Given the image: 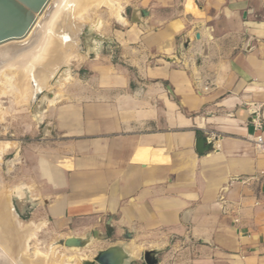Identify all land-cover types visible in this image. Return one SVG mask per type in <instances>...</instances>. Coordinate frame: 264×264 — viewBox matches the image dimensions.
<instances>
[{"label":"crops","instance_id":"0c3cea01","mask_svg":"<svg viewBox=\"0 0 264 264\" xmlns=\"http://www.w3.org/2000/svg\"><path fill=\"white\" fill-rule=\"evenodd\" d=\"M117 1L124 22H102L98 59L82 77L66 72L38 128L23 116L22 179L7 197L23 186L30 221L63 239L105 233L110 218L101 250L264 264V152L250 114L264 109V0ZM4 142V155L18 148Z\"/></svg>","mask_w":264,"mask_h":264},{"label":"rangeland","instance_id":"374dc122","mask_svg":"<svg viewBox=\"0 0 264 264\" xmlns=\"http://www.w3.org/2000/svg\"><path fill=\"white\" fill-rule=\"evenodd\" d=\"M98 1L58 0L57 4L55 6H51L46 14L41 17V20L40 18L38 19L40 20L39 25L41 26L43 33L36 50L28 54L24 59L20 60L21 63H18L14 66H8L7 69L3 70L4 72L1 70L4 69L7 64L0 66V141L16 140L18 142V148L8 152L6 155H4V153L11 148V144L8 142L0 144V206L5 207L9 204V207L7 206L9 209L6 207L4 209L9 210L8 212L6 211V215H10V218L8 216L5 217L6 219L4 217L3 218L5 220H9L8 222L10 225L14 226V228L12 229L11 227V229L15 230L14 234L12 233L13 231L6 229L5 226L10 225L7 221L6 223L8 224L4 223L5 220L2 218V221L0 216V244L3 243V245L1 244L2 248L6 250L5 254L4 251L0 249V251H3V253L6 255L5 256L3 254L2 259L5 258L3 264L5 263V260L8 262V264H81V260H91L98 250H101L108 244V242L93 241L91 245L81 250L74 248L66 249L63 246V237L50 233L45 228H42L41 224H36L30 221L28 217L17 216L13 206L12 197L16 196L17 198H22L25 190L23 186H17L14 190L10 191V198L7 197L8 189L12 187V185L18 184L19 180L22 179L20 173L14 172V166L19 164L18 160L20 155V146L24 145V143H28L27 135H22L21 130L24 125V121L28 120H25L23 116H30L31 121L36 124L38 128L39 125L33 118V110L38 104V99L40 98L41 94L54 93L56 90L60 91L62 86L65 85V83L69 80V77L66 73L69 69L72 70V73L74 72L78 74V76H76L77 78L79 75L81 76L83 73H85L84 62L88 59L83 55L84 45L82 39L83 36L88 32V26L93 24L100 25L98 29L99 33L102 29L103 21H112L113 18H115L119 22H124V19L121 17L123 8L117 0ZM51 16L52 18H50ZM57 16L59 18H56ZM47 20L50 21L48 23L49 28L46 27L48 29H45L44 31L43 26ZM62 21H64V23ZM61 23L63 26L62 28L60 25ZM62 29L66 30V32H62V34L59 32L61 35L58 34L57 31H62ZM54 33L58 36L53 35ZM53 36L56 38L54 39ZM57 38L58 40H56ZM52 39H54V41L56 40V43L61 40V43L58 46L55 45L56 47H54V41L53 43L50 42ZM78 39L80 49L77 45ZM64 44L66 46L68 44L69 45L65 47ZM51 45L53 47H50ZM72 46H74L76 50H70ZM57 47L59 48V51L56 50ZM50 48H54L56 52L58 51L61 54H64V51L65 54H68V56L66 55V59L68 61L66 62V59L64 61L65 54L60 56L61 54H58L57 52V56L61 57V59L59 57V60H63L58 63V58L56 55H54L55 51L52 49L50 50ZM61 48L64 49L61 50ZM45 53L48 54L46 57L48 58L50 66H55V64L58 63L56 64L57 67L55 66L56 68L53 66V69H56L55 74H57V79H55V81L53 80V82H51L50 79L47 82L46 88H43L39 92H34V89H36L37 86V80H35L32 75L35 73V69H38L37 67L40 66V64L42 65L45 63ZM41 54L42 56H39ZM49 56L51 61H49ZM55 58H57L56 62ZM48 62H46V64ZM25 86L26 88H24ZM29 90L31 91L28 92ZM39 137L40 135L33 136V138L36 139ZM14 214L16 215V220L14 218ZM11 219L13 221H11ZM10 221L14 224H11ZM16 222L18 224H16ZM31 224L32 226L37 227V231L34 233L33 238L31 237L29 239L28 247L25 249L21 235L24 228L26 226H31ZM1 254L2 252H0V255ZM7 262L5 264H7Z\"/></svg>","mask_w":264,"mask_h":264},{"label":"water","instance_id":"95a60500","mask_svg":"<svg viewBox=\"0 0 264 264\" xmlns=\"http://www.w3.org/2000/svg\"><path fill=\"white\" fill-rule=\"evenodd\" d=\"M50 0H0V45L25 38L34 24L35 14H40L45 9ZM146 14V12H144ZM100 25L88 26V32L83 36L84 52L83 55L90 61L98 59L96 50L99 44H106L108 39L98 33ZM184 45L179 46L178 54L184 50ZM84 74V73H83ZM58 96L54 93H42L38 99V104L34 107L33 118L39 124L41 116L47 106L56 104ZM256 110L250 111L253 119H256ZM261 118L264 119V109L261 112ZM44 129H49L44 126ZM211 142L202 133L198 134L196 140V151L204 154L211 149ZM13 206L17 216L27 217L29 200L26 197L25 190L22 198L16 196L12 199ZM106 232L101 233L94 230L82 237L71 236L63 240V246L66 249L81 250L91 245L93 241H105L112 234L110 218L106 222ZM131 234L126 232L124 240H131ZM163 249H150L143 252H134V248L126 242L116 243L103 250H98L91 259L81 260V264H158L159 255Z\"/></svg>","mask_w":264,"mask_h":264},{"label":"bare ground","instance_id":"6f19581e","mask_svg":"<svg viewBox=\"0 0 264 264\" xmlns=\"http://www.w3.org/2000/svg\"><path fill=\"white\" fill-rule=\"evenodd\" d=\"M98 1V0H97ZM57 2H58V0H50L49 1V3L47 4V6L45 7V9L42 11V13H40V14H35L34 15V18H35V21H34V24L32 25V27H31V29L29 30V32H28V34L25 36V38H23V39H21V40H15V41H10V42H7V43H4V44H2V45H0V66H3L4 64H7L6 65V67L4 68V69H2L1 71H3V70H5V69H7L8 68V66H10V65H12V66H14V65H17L18 63H21V61L20 60H22V59H24L28 54H30V53H32V52H34V50H36V48L38 47V43L40 42V40H41V38H42V33H43V30H41V26L39 25V21L41 20V17L43 16V15H45L46 14V12L51 8V6H55L56 4H57ZM98 2H101V0L100 1H98ZM97 2V3H98ZM112 8V7H111ZM114 9V8H113ZM117 14V13H116ZM61 15V14H60ZM113 16V15H112ZM40 18V20H38ZM50 18H52V16L50 17ZM56 18H59L58 16L56 17ZM61 19V18H60ZM49 20H51V19H49ZM58 21V20H57ZM50 21H48L47 20V22L45 23V25L43 26V28H44V31H45V29L47 30L49 27H48V23H49ZM60 22V21H59ZM63 23H64V21H62ZM58 23V22H57ZM57 23H55V24H57ZM54 25V24H53ZM61 25V28L63 27L62 26V23L60 24ZM59 25V26H60ZM46 27H48V28H46ZM54 27V26H53ZM58 27V26H57ZM60 28V29H61ZM65 29V28H64ZM54 32V31H53ZM58 32V34H62V32H66V30H63L62 29V31H60V30H58L57 31ZM60 32V33H59ZM60 34V35H61ZM53 35H56L55 33L53 34ZM56 36H58V35H56ZM54 37V39L56 38L55 36H53ZM54 39H52L50 42H52L53 43V41H54ZM56 40H58V38L56 39ZM56 40L54 41V47H56V46H58L61 42V40L60 41H58V43H56ZM49 43V42H48ZM49 45V44H48ZM56 45V46H55ZM69 45V44H68ZM67 45V46H68ZM64 46L65 47H67L65 44H64ZM50 47H53L52 45L50 46ZM64 47V48H65ZM47 48H48V46H47ZM58 48V47H57ZM56 48V50H58L59 51V48L57 49ZM63 48V49H64ZM52 48H50V50H51ZM62 48H61V50H63ZM66 49V48H65ZM53 51H55L54 52V55H58V54H61L60 52H58V54H57V52H56V50L53 48L52 49ZM42 51V50H41ZM47 51V50H46ZM62 52V51H61ZM49 53V52H48ZM53 53V52H52ZM56 53V54H55ZM63 53L65 54V52L63 51ZM67 53V52H66ZM38 54V53H37ZM50 54H51V52H50ZM64 54H61L60 56H63ZM44 55V54H43ZM46 55H48L47 53H45V63L44 64H40V66H38L37 68L38 69H35L36 71H35V73H33V75H32V77L35 79V80H37V86H36V89H34V92H39L40 90H42L43 88H46V86H47V82L51 79V82H53V80L55 81V79H57V74H55V71H56V67H57V65L56 64H58L59 62H61V61H63V60H59V57L57 56V58H58V63H56L55 64V66L54 65H51L50 66V64H49V62H48V58L46 57ZM68 56V54H65V58H64V61H65V59H66V57ZM34 56H35V54H34ZM39 56H42V54L41 55H39ZM30 58V57H29ZM32 58V57H31ZM57 58H55V62H56V59ZM49 59H50V56H49ZM60 59H61V57H60ZM29 60V59H28ZM27 60V61H28ZM33 60H35V59H33ZM20 61V62H19ZM24 61V60H23ZM26 61V62H27ZM32 61V60H31ZM39 61V60H38ZM49 61H51V59L49 60ZM68 60L66 59V62H67ZM11 62V63H10ZM44 62V61H43ZM46 62H48L47 64H46ZM28 63V62H27ZM63 64V63H62ZM61 64V65H62ZM53 66L55 67L54 69H53ZM35 68V67H34ZM59 70V69H58ZM61 71V70H60ZM4 72V71H3ZM2 74V73H1ZM59 75H60V73H59ZM1 76V75H0ZM51 82H50V84H51ZM49 84V85H50ZM53 84V83H52ZM30 87V86H29ZM28 87V88H29ZM24 88H26V86L24 87ZM27 88V89H28ZM31 90H29L28 92H30ZM30 97H31V95H30ZM28 99H29V97H28ZM18 103V102H17ZM27 103V102H26ZM18 105V104H17ZM9 205V204H8ZM7 205V206H8ZM7 206H5L7 209H9ZM1 207V211H0V216H1V220H2V218L4 217H6V216H8V215H6L7 213H6V211L8 212L9 210H6V209H4L5 207L4 206H0ZM11 212V211H10ZM9 218H10V215L8 216ZM7 217V218H8ZM3 218V220H5ZM14 218H15V220H16V215L14 214ZM2 220V221H3ZM6 221L8 222L9 220H5L4 221V223H6ZM11 221H13L12 219H11ZM10 221V222H11ZM9 223V222H8ZM8 223H6V224H8ZM11 224H14V223H12L11 222ZM16 224H18L17 222H16ZM9 225H10V223H9ZM6 227V229H8V230H10V231H13L12 233H14V231L15 230H12L13 228H14V226L13 225H10V226H8V225H6L5 226ZM11 227H12V229H11ZM16 229V228H15ZM37 231V227L36 226H32V224H31V226H26L25 228H24V230L22 231V239H23V243H24V247H25V249H27V247H28V241H29V239L32 237L33 238V235H34V233ZM15 234V233H14ZM20 236V237H21ZM16 237V236H15ZM1 242V241H0ZM3 242V241H2ZM5 243V242H4ZM2 245H3V243H1ZM0 244V249L1 250H3L4 251V253H5V249L4 248H2V245ZM23 245V244H22ZM3 251H0V252H2V256L0 255V264H3V261H4V259L5 258H3L2 259V257H3ZM6 254V253H5ZM4 254V255H5ZM6 256V255H5ZM7 261L5 260V263H6ZM4 263V264H5ZM7 264H8V262H7Z\"/></svg>","mask_w":264,"mask_h":264},{"label":"built area","instance_id":"2783aa9c","mask_svg":"<svg viewBox=\"0 0 264 264\" xmlns=\"http://www.w3.org/2000/svg\"><path fill=\"white\" fill-rule=\"evenodd\" d=\"M256 110V109H255ZM256 126L255 129L260 133L255 137L254 146L255 149L259 152H264V119L261 118V112L256 110Z\"/></svg>","mask_w":264,"mask_h":264}]
</instances>
